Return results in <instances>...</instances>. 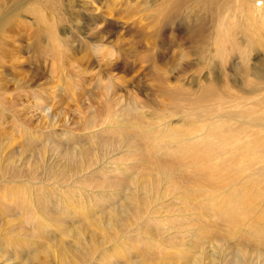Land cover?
<instances>
[{"label": "rangeland", "instance_id": "rangeland-1", "mask_svg": "<svg viewBox=\"0 0 264 264\" xmlns=\"http://www.w3.org/2000/svg\"><path fill=\"white\" fill-rule=\"evenodd\" d=\"M244 1L17 2L0 27V264H264V184L246 181L262 167L259 139L239 134V120L228 135L178 112L264 99L253 77L264 0L246 3L262 33L249 27L261 35L253 46ZM118 118L130 136L110 129ZM180 129L215 138L175 153L165 131ZM220 151L226 159L213 160ZM228 192L231 225L219 202L200 208ZM245 223L263 230H238Z\"/></svg>", "mask_w": 264, "mask_h": 264}, {"label": "bare ground", "instance_id": "bare-ground-1", "mask_svg": "<svg viewBox=\"0 0 264 264\" xmlns=\"http://www.w3.org/2000/svg\"><path fill=\"white\" fill-rule=\"evenodd\" d=\"M0 1L2 2V5H0V7H4V5L6 3H8L7 1H11V0H0ZM12 1H14V0H12ZM16 1L17 0H15L14 2H16ZM179 1L180 0H174L175 4H178ZM204 1H206L207 4L218 5L217 2H219L220 0H204ZM17 2H19V0ZM17 2H16V6L14 8H12L11 10L9 9L8 12L4 11V9L2 12V10L0 9V27L6 21L9 14L11 12L16 11L14 9L17 6H19V5H17ZM247 2H248V0L246 2L245 1L243 2V5H245L244 7L246 8L245 9L246 13L243 11L245 14V16H243V19L245 20V25L240 23V27L242 28V32H243V35L245 36V38L253 46V43L260 40V38H257V36L261 37L260 34H262V33L259 32L257 29L258 24H260L259 22H257L258 20L256 19L254 21L251 18H249V16L247 15V12L251 11L250 7L247 6V4H246ZM18 4H20V3H18ZM260 9H261V12H259V15L261 17L259 20L262 23L260 25H262L264 27V5L262 7H260ZM257 11L258 10L256 9V12ZM249 27H251V28L256 27V31H258L260 34H257L256 32H255V34L252 33L249 30ZM195 31L191 30L188 33L191 36H198V32L197 31L195 32ZM242 32H240V33H242ZM229 38L231 39L230 35H229ZM232 46L233 47L236 46L235 50H236V53H238L240 55L239 58H242V60L243 59L247 60L248 57L243 56L245 54L243 52L242 46L238 45L237 43H235V44L232 43ZM235 50L233 49L234 52H235ZM253 77L254 78L257 77L258 81H263V83H264V67L260 68V71H258L256 74H254ZM246 83L250 87L254 86V83H252L249 79L246 80ZM211 91L212 90H208V92H211ZM253 92L255 93L256 90L253 89ZM248 100H249V98L247 96L239 97V96L229 95V103H228L229 107L227 108L226 103H224L222 101L219 102L218 105L220 107V112L218 115L217 114L215 115L214 112L211 113V112H208L206 110H199V109H193L191 111H181V112L178 110V112H179V114L182 115L183 118H185V119L188 118V120H190L191 122H202V120L205 119V121L212 122L213 125H215V123H217V122H214L212 120H218L220 126L214 127V128L221 130L222 132H224L225 134H228V135H229V132H231L234 129L233 127L229 126V119L239 120L238 124H239V128L241 131L239 134H242V135L250 137V138L251 137L258 138L260 141V155L259 156L261 159L262 167L259 170H252L251 175L247 176L246 181L256 180V181H258V183L264 184V99H260L258 101H255L250 106V108H249ZM256 107H258V110L255 109ZM231 109H234V111L232 113H229V111ZM212 114H214L215 116H212ZM129 115H132V114H129ZM94 121H95V119H94ZM113 121H115L117 124H114V126L110 128L112 131H114V132L117 131L119 133H126L127 136H130L132 134L131 132L127 131L129 129V126L124 124L125 120H120V118H118V119H114ZM253 121H256V122L259 121V123L254 124ZM123 125H126V126H123ZM255 127H256V129H255ZM174 131L175 130H172V131L166 130L165 132H166V134H170V136H173L176 139H178L177 144H176V146H177L176 150H174L175 153L181 152L182 149L186 146H190V147L197 146V143L199 142L200 138L204 139V141L208 140V139L215 138V131L202 130V133L199 135H198L197 130L189 131V130L180 129V130H176V134L173 133ZM142 133L152 134L153 130H150V129L149 130H143ZM164 138H166V136H164ZM204 141L199 143V145L204 144ZM164 148H165V150H166V148L170 149V147H168V145H166ZM162 151H164V149H161L158 153H160ZM164 154H166L165 151H164ZM228 154H229V151H226V152L220 151V153H218V155L215 156L213 160H217V158H220L223 161L226 159ZM254 159H255L254 155H251L247 166H249L250 163H252L254 161ZM155 161H156V163L160 164L162 161V158L157 157ZM224 166H226V163H224ZM114 169L116 171H118L117 168H114ZM114 169H111V170L114 171ZM199 174H201V173H197V176H200ZM254 177H256V178L253 179ZM199 180L202 181L201 178ZM233 191L234 190H232L230 194H232ZM132 193L134 194L133 196H137L139 194V190L138 191H132ZM230 194H229V192L227 194H225L224 197H226V198L223 200H220V198H218V197H213L212 195H209L208 200L204 201L203 204L200 206V208L205 213H211L209 208H211V210H212L214 207V204L219 202L218 206H219L220 210L223 212L221 219L224 221L225 220L229 221V223L231 225L233 223V219H232V216L229 215V195ZM144 195L147 198V200L153 198V197L149 196L148 194L144 193ZM206 208H208V210ZM241 208H242V206H241ZM251 228H255L256 234L262 232V230H263V229L261 230L260 228H256L253 223H245V225L243 227L239 228L238 230H242V232L248 234V230L250 231ZM245 237L246 236L241 237L240 239H238L237 242H238L239 250L240 251L244 250V251H246V253H248V249H246V248L249 246V242ZM78 239H80V238H78ZM258 247L260 249H261V247L264 249V237H263V239H261V245H259ZM260 249H259V251H260ZM3 250L4 249H0V253H1L0 257L3 256L2 252H1ZM260 255H261V253H260ZM262 256H264V253L262 254ZM127 264H130V263H127ZM193 264H200L199 259L194 260Z\"/></svg>", "mask_w": 264, "mask_h": 264}]
</instances>
